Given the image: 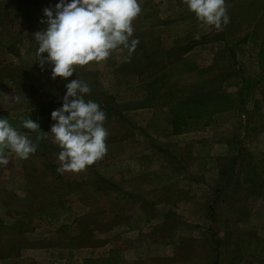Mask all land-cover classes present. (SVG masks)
I'll list each match as a JSON object with an SVG mask.
<instances>
[{"label":"rangeland","instance_id":"374dc122","mask_svg":"<svg viewBox=\"0 0 264 264\" xmlns=\"http://www.w3.org/2000/svg\"><path fill=\"white\" fill-rule=\"evenodd\" d=\"M57 2L0 0V111L22 115L62 100L67 81L52 80L50 71L39 68L35 62L38 23L24 17L27 11ZM140 3L142 13L133 21L132 38L139 39L135 50L129 54L121 46L104 62L77 66L68 79L77 76L90 86L88 96L116 104L130 91L143 93L142 87L159 83L161 79L149 81L179 54L176 39L184 46L198 36L200 43L184 56L207 66L217 78L216 86L238 98L241 105L216 114L207 128L192 131L191 139L199 132L213 133L234 149L246 143L240 159H264V102L261 111H256L254 103L259 86L248 89L236 79L240 66L252 82L259 80L257 42L264 37V0H226L230 23L219 29L199 21L184 0ZM230 48L237 50V64ZM153 112L150 108L123 111L120 120L106 114L107 154L79 173L63 174L57 171L60 148L48 132L54 121H49V115L42 117L39 123L48 125L47 138L38 142L36 153L19 159L9 151L10 163L0 167V264H74L71 247L93 243L102 245L98 255H108L109 244L118 240L124 246L122 264H264V187L252 191L242 184L240 169L231 175L232 153L222 156L217 169L211 166L200 175L189 194L195 205H204L203 212L177 215L152 231L151 227L140 230L150 219L140 208L149 205L140 203L143 197H150L152 203L169 197L177 204L184 202L172 186L154 191L151 180L180 168L181 161L189 167L196 164L188 150L190 137H171L149 128ZM243 127L245 133L240 132ZM25 133L35 140V133ZM207 148L203 145L202 151ZM150 151L159 158L151 157ZM140 154H144L142 160ZM164 159L171 168L159 166ZM212 211L215 218L210 216ZM188 219L197 225L187 228L183 223ZM161 221L157 218L154 224ZM216 246L219 254L213 250Z\"/></svg>","mask_w":264,"mask_h":264},{"label":"clouds","instance_id":"9594fccd","mask_svg":"<svg viewBox=\"0 0 264 264\" xmlns=\"http://www.w3.org/2000/svg\"><path fill=\"white\" fill-rule=\"evenodd\" d=\"M184 3L199 21L209 26L219 29L230 23L226 0ZM141 13L140 0H58L54 6L43 9L46 19L42 18L41 23L47 27L35 32V62L42 71H50L52 80L59 77L67 81L61 105L50 113L54 123L48 131L60 148L59 173H79L108 151L106 113L96 101L86 99L91 94L87 82L77 76L68 78L76 74L77 66L104 62L121 46L131 54L139 43L138 38H132L133 21ZM21 128L35 133V140ZM46 138L37 120L28 117L14 126L0 116V167L10 163L9 151L19 159H28L36 153L38 142Z\"/></svg>","mask_w":264,"mask_h":264},{"label":"trees","instance_id":"16d2710c","mask_svg":"<svg viewBox=\"0 0 264 264\" xmlns=\"http://www.w3.org/2000/svg\"><path fill=\"white\" fill-rule=\"evenodd\" d=\"M24 17L28 20H35L38 23V31L47 27L45 23H41L42 18L46 19L43 16V9L27 11ZM174 43V45H178L175 49L179 51V54L168 60V66L164 67L161 72L149 81V83H153L161 79L157 85L152 88L142 87L143 93H141L142 90L130 91L126 95L119 97L118 100L120 102L116 104L100 100L94 96H86V99L96 101L106 114L112 113L119 120L123 118V111L143 108L153 109L154 112L149 122V128L154 129L158 133L175 135L203 130L211 124L216 114L241 105L238 98L216 86L215 79L217 78L207 71V66H202L198 62L184 56L200 43L197 38H192L184 46L183 44L180 45L181 40L179 39H176ZM257 43L258 64L260 67L259 80L252 82V78L247 76L243 68L239 66V73L236 76V79L239 80L236 82L245 85L248 89L252 86H259V97L254 99V103L256 111H261V103L264 102V37L260 38ZM230 50L233 54V61L237 64L239 61L237 50L234 48H230ZM230 83L231 80H225V84L229 85ZM61 103L62 100L57 102L50 101L22 115H12L7 111H0V116L9 119L14 126H19L20 122L28 117L39 122L42 117L49 115L48 119L50 121L51 111L59 107ZM47 126L40 125L41 130L45 131ZM21 131L25 132L28 130L21 128ZM233 152L228 165L231 175L234 170L236 172L240 169L242 184L248 185L252 191L262 189L264 187V159H240L242 152L239 146ZM221 189L219 188V190ZM217 198L212 206L217 202ZM211 208L213 209V207ZM53 212V210L50 211V213ZM210 216L215 218L214 211H212ZM213 250L219 254L218 246L214 247ZM121 252L114 249L108 255L87 258L83 261V264H122L119 260Z\"/></svg>","mask_w":264,"mask_h":264},{"label":"crops","instance_id":"0c3cea01","mask_svg":"<svg viewBox=\"0 0 264 264\" xmlns=\"http://www.w3.org/2000/svg\"><path fill=\"white\" fill-rule=\"evenodd\" d=\"M138 111L140 112L142 110H138ZM138 111H135V112H138ZM125 117L127 116L125 115ZM240 132L245 133L246 128L243 127ZM168 135H170L171 137H182V138L190 137L189 139H191L192 133L189 132V133H184L181 135L180 134L179 135L168 134ZM213 135H214L213 133L209 134L206 132H199L195 134L194 139L192 138L191 141L188 142V145H189L188 150L190 152V155L192 156V163L193 162L196 163L192 167L185 166V164L181 161L180 168H171L169 161H166L165 159L164 161L162 160L159 161V166L161 167L169 166L171 170L168 171L164 176L151 180V183L154 184L153 190L155 191V189H157L158 187L172 186L175 189V191L178 194H180L181 197H183L184 202L177 204L176 202H173V199L171 197H169V198H164V199H161V200H158L152 203L150 201L151 200L150 197H143V200L140 203L142 204L143 202H148L149 205L147 206L148 208H143L144 206L143 207L140 206V208L141 210H143L145 215L150 217V219L148 222H146L145 230L140 229L141 231H148L149 227H151L150 231H152L156 227L163 226L165 221L166 223L167 221H170L169 223H171L172 218H175L177 215L190 217L192 215L198 214L197 211L203 212L204 205H203V208L202 206L195 205L194 201H191L193 199L191 198V196H189V194L191 195L193 193L191 191L194 190L195 184L198 182V177L200 175L207 174V171L211 169V166H212V169L213 168L217 169L220 166L219 160L222 158V156L225 155V157H227L229 154L234 153L233 152L234 148H232V146L229 143L220 141L219 139L214 138ZM163 137H166V136L162 135L161 138ZM240 139H242L243 141V136ZM203 145L208 147L205 152L202 151ZM246 146H247L246 143H240L239 147L242 153L245 151ZM157 155L158 154L156 151H150L151 157L153 156L158 157ZM143 157H144V154H140L139 160H142ZM118 174L115 175V178H113L116 181L118 180L117 178ZM73 179H77V178L74 176ZM152 193L153 192H151V194ZM213 198L214 196L211 199ZM162 209H165V212L162 211ZM157 218H162V221H161L162 223L160 222L159 224H154V220H156ZM156 225H159V226H156ZM183 225L186 226L187 228L189 227L194 228L197 224L193 225L192 222H190L188 219L187 222L184 221ZM131 229L133 228L128 227L129 231ZM135 230L137 229H133V231ZM172 241L175 242L176 240L173 239ZM158 243L161 245L163 242L158 241ZM109 245L111 247L108 250L109 253L113 249L123 250L124 248L122 240H118L116 243L109 244ZM107 246L108 244H105V247ZM101 247L102 245L100 246V245L93 244V243L87 246H84V247L81 245H76L74 247H71L72 248L71 254L73 257L72 263L83 264V261L87 258H93V257H99V256L106 255L107 254L106 252L101 255H98L97 249ZM24 264H28V263H24Z\"/></svg>","mask_w":264,"mask_h":264}]
</instances>
